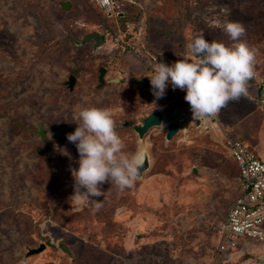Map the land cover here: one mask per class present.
Returning <instances> with one entry per match:
<instances>
[{"label":"rangeland","instance_id":"obj_1","mask_svg":"<svg viewBox=\"0 0 264 264\" xmlns=\"http://www.w3.org/2000/svg\"><path fill=\"white\" fill-rule=\"evenodd\" d=\"M134 2L122 8L141 20L142 59L115 50L109 22L91 0H0V264H264V242L218 249L217 226L238 194V170L224 136L208 127L165 138L168 117L188 104L186 91L167 87L157 99L147 66L187 58L199 34L232 46L222 25L240 22V39L258 49L255 74L264 76V0ZM89 32L105 33L103 44H80ZM99 67L107 69L100 86ZM259 86L250 80L248 95L217 119L262 155ZM90 107L110 109L125 153L142 151L149 165L131 188L105 183L103 195L78 206L70 169L79 168V153L67 134L78 127L79 109ZM153 111L161 125L139 137L134 127ZM40 243L41 252L26 256Z\"/></svg>","mask_w":264,"mask_h":264},{"label":"clouds","instance_id":"obj_2","mask_svg":"<svg viewBox=\"0 0 264 264\" xmlns=\"http://www.w3.org/2000/svg\"><path fill=\"white\" fill-rule=\"evenodd\" d=\"M222 29L232 46L209 42L199 34L187 45V58L171 66L156 63L149 79L157 99L164 97L169 84L173 90H184L193 119L200 120L217 116L229 102L248 95V82L255 77L258 49L240 39L246 34L242 23L226 22ZM73 120L78 127L67 134V140L77 148L79 168L70 169L75 181L71 199L78 206L91 203L93 198L103 195L101 186L105 183L121 191L131 188L140 177L146 155L142 151L125 153L126 145L116 131L113 112L107 108H80ZM60 152L72 158L66 148Z\"/></svg>","mask_w":264,"mask_h":264},{"label":"built area","instance_id":"obj_3","mask_svg":"<svg viewBox=\"0 0 264 264\" xmlns=\"http://www.w3.org/2000/svg\"><path fill=\"white\" fill-rule=\"evenodd\" d=\"M91 2L107 15L121 13L124 6L120 0ZM81 26L84 24L81 23ZM106 31L115 50L142 59V46L130 23L120 26L116 22V30L106 27ZM155 65L154 62L147 64L152 74ZM254 79L258 85L264 84V76L255 74ZM168 87L171 88V84ZM172 117L178 126L177 132L187 131L189 128H210L213 119L194 120L189 104L180 107ZM165 125L167 128V120ZM224 138L225 147L238 170L240 190L232 199L226 217L217 226L219 250L236 248L244 239L264 242V160L259 158L243 140L228 136Z\"/></svg>","mask_w":264,"mask_h":264},{"label":"water","instance_id":"obj_4","mask_svg":"<svg viewBox=\"0 0 264 264\" xmlns=\"http://www.w3.org/2000/svg\"><path fill=\"white\" fill-rule=\"evenodd\" d=\"M68 6H69L68 1H65L62 3L63 9H67ZM86 41H92L93 42V45H92L93 48H96L97 46H100L103 43V36L101 33H98V32H89V33H87L81 37V43L86 42ZM105 73H106V69L104 67H99V69H98V86H100L104 83L103 77H104ZM73 82H74V77L70 75L69 80L67 82V85L69 88L72 87ZM162 120H163L162 114L158 111H153V112L149 113L147 116H145L142 119L141 124L134 127V130L138 134L139 137H142L143 134L149 128L154 127V126H160L162 123ZM167 121H168V125H167V130L165 133V138L170 139L171 137H173L177 133L178 126L174 122L172 116L168 117ZM196 124H198V121L196 122ZM37 134L40 136L43 135L40 131H37ZM145 155H146V159H145L144 165L140 169V172H141L140 175L142 174V172L144 170H146L148 168V165H149L147 154L145 153ZM44 247H45V245L43 243H40L39 246L36 248H28L27 252H26V256L39 253L44 249ZM48 264H54V263H48Z\"/></svg>","mask_w":264,"mask_h":264},{"label":"trees","instance_id":"obj_5","mask_svg":"<svg viewBox=\"0 0 264 264\" xmlns=\"http://www.w3.org/2000/svg\"><path fill=\"white\" fill-rule=\"evenodd\" d=\"M121 2H123L124 4H135L134 0H120ZM95 5V4H94ZM96 6V5H95ZM128 6V5H127ZM97 7V6H96ZM102 12V11H101ZM102 14L104 15V17L106 18V20H108V28H111L112 30H116V22L118 23V25L120 26H124L126 23H130L131 28L133 30V32L138 35V36H142L141 37V46L142 49H144V34H143V29L141 26V20L139 19L138 21L135 20L134 16L128 15L127 11L122 9V12L119 14H112V15H107L105 13L102 12ZM142 16V15H141ZM141 16H139L138 18H141ZM116 21V22H115ZM106 31V30H105ZM107 33V32H106ZM105 34V33H104ZM104 34L102 35L104 38ZM139 38V37H138ZM80 44H81V40H80ZM143 44V45H142ZM137 83L142 82L141 80H137ZM264 87L263 85H260L258 88V90L262 89Z\"/></svg>","mask_w":264,"mask_h":264},{"label":"crops","instance_id":"obj_6","mask_svg":"<svg viewBox=\"0 0 264 264\" xmlns=\"http://www.w3.org/2000/svg\"><path fill=\"white\" fill-rule=\"evenodd\" d=\"M92 42V41H91ZM103 42H104V38H103ZM103 44V43H102ZM92 45H93V42H92ZM93 47V46H92ZM123 54V53H122ZM128 55V54H127ZM130 55V54H129ZM134 57V56H133ZM106 69V68H105ZM106 72H107V69H106ZM152 75V73L150 74V76ZM199 128H205V127H199ZM199 128H194V129H199ZM209 128V127H208ZM210 129V131H213L214 133H221V135L222 136H228V137H232V138H234L232 135H229V134H227L226 132H224L223 130H222V128H221V126H220V124H219V121H218V119H217V116H215V117H213V119H212V126L209 128ZM222 132H224L223 134H222ZM177 134V133H176ZM225 134V135H224ZM236 138V137H235ZM239 139V138H238ZM241 140H243L246 144H247V139L245 138V140L244 139H241ZM251 142V141H250ZM252 143H249L248 142V146L251 148V149H253L254 151H255V153L257 154V156L259 157V158H261L262 160H264V154H262V155H260V152L258 151V148H257V150H255L254 149V146L253 145H251ZM227 150V149H226ZM228 152V151H227ZM228 155H229V153H228ZM230 157V156H229ZM231 158V157H230ZM233 161V160H232ZM238 185H239V190H240V183H239V179H238ZM238 193H239V191H238Z\"/></svg>","mask_w":264,"mask_h":264}]
</instances>
